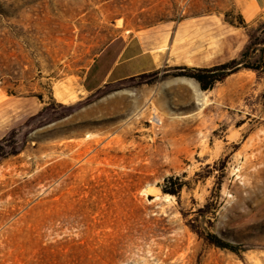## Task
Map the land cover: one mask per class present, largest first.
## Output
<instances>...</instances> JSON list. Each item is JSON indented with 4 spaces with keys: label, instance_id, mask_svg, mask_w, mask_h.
<instances>
[{
    "label": "rangeland",
    "instance_id": "obj_1",
    "mask_svg": "<svg viewBox=\"0 0 264 264\" xmlns=\"http://www.w3.org/2000/svg\"><path fill=\"white\" fill-rule=\"evenodd\" d=\"M247 4L0 0V264H264V73L189 75L264 38ZM144 29L167 34L166 65L53 92Z\"/></svg>",
    "mask_w": 264,
    "mask_h": 264
},
{
    "label": "crops",
    "instance_id": "obj_2",
    "mask_svg": "<svg viewBox=\"0 0 264 264\" xmlns=\"http://www.w3.org/2000/svg\"><path fill=\"white\" fill-rule=\"evenodd\" d=\"M242 12L245 16L264 20V0H248ZM166 41L167 34H157L152 29L119 31L97 51L78 80L63 79L53 92L57 91L59 97L64 98L70 91L79 97L93 93L103 85L159 69L167 63ZM7 103L6 95L0 100V136L8 129Z\"/></svg>",
    "mask_w": 264,
    "mask_h": 264
},
{
    "label": "trees",
    "instance_id": "obj_3",
    "mask_svg": "<svg viewBox=\"0 0 264 264\" xmlns=\"http://www.w3.org/2000/svg\"><path fill=\"white\" fill-rule=\"evenodd\" d=\"M242 25L245 26L243 20ZM264 26V23H262ZM240 67L250 68L264 73V38L258 39L254 33H249V38L237 59L214 65L209 68H192L193 73L189 74L198 83L201 89L206 90L217 81L237 71ZM208 243L225 247L215 235L209 234Z\"/></svg>",
    "mask_w": 264,
    "mask_h": 264
},
{
    "label": "built area",
    "instance_id": "obj_4",
    "mask_svg": "<svg viewBox=\"0 0 264 264\" xmlns=\"http://www.w3.org/2000/svg\"><path fill=\"white\" fill-rule=\"evenodd\" d=\"M154 119H156V117H155V116H154ZM154 121H155V124L159 123V120H157V121H156V120H154ZM156 122H157V123H156Z\"/></svg>",
    "mask_w": 264,
    "mask_h": 264
},
{
    "label": "bare ground",
    "instance_id": "obj_5",
    "mask_svg": "<svg viewBox=\"0 0 264 264\" xmlns=\"http://www.w3.org/2000/svg\"><path fill=\"white\" fill-rule=\"evenodd\" d=\"M152 117H153V116H152ZM160 119H161V118H160ZM153 120H156V121H157V120H159V118L156 117V119H154V117H153Z\"/></svg>",
    "mask_w": 264,
    "mask_h": 264
}]
</instances>
